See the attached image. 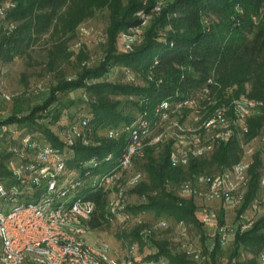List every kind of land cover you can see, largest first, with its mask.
<instances>
[{
    "label": "trees",
    "instance_id": "16d2710c",
    "mask_svg": "<svg viewBox=\"0 0 264 264\" xmlns=\"http://www.w3.org/2000/svg\"><path fill=\"white\" fill-rule=\"evenodd\" d=\"M7 4L14 6L6 8ZM159 4V0H0V11L3 10V15L0 13V62L4 64L26 55L53 30L70 34L73 39L83 22L100 11L109 13L105 56L98 66L82 68L76 78L59 80L44 102L34 105L28 113L25 114L24 107L28 100H22L7 119L0 120V125L18 130L17 135L0 138V183L8 189L18 187L20 203H36L45 195V190L33 185L29 177H26L28 183H22L13 172L20 162L36 160V151L23 144V139L29 136L32 142L50 146L62 156L65 174L59 186L81 181L78 192L67 196L73 200L93 201L96 211L86 225L89 230L102 228L115 215L107 211L109 191L100 186V180L121 171L122 156L132 141L127 129H136L140 120L153 124L154 110L161 103L185 101L207 85L217 90L223 101L226 96L245 94L262 102L258 106L260 112L247 121L249 132L242 135L238 129L228 142L218 144L211 154L192 158L188 165L172 164L174 142L171 140L161 143L158 153L157 146L147 147L140 158L145 179L132 190L144 199L141 204L125 209L132 215L153 213L176 225L183 221L189 235L192 226L201 231L205 245L207 235H204V223L198 213L202 215V200L197 195L182 194L180 187L191 182L199 188L198 178L215 176L242 161L243 140L263 137L264 14L257 23L254 17L261 14L264 0H171L162 3L157 10ZM141 13L152 16L147 25ZM212 15L223 21L208 23L206 19ZM134 29H138L134 33L138 32L139 36L128 49L123 35ZM121 41L123 51L119 50ZM57 52L68 61L71 59L66 44L60 45ZM116 67L140 76L142 85L103 80ZM79 90L87 93L88 102L65 100V95ZM78 104L85 106L74 114H67L70 123L61 125L65 112ZM180 120L185 121V117ZM111 131L120 132L121 136L111 138ZM10 147L18 149L19 153L8 152ZM262 149L250 169L249 188L240 212H245L263 193ZM2 204L0 199V211ZM224 219L223 209L219 224L225 223ZM142 227L135 236L144 244L146 240L140 237ZM214 235L210 263L220 264L223 244L219 233ZM154 243L157 249L147 257L148 262L199 264L191 260L181 246L178 252L172 250L169 239L154 240ZM208 246L211 245L203 249ZM232 248L226 264H259L258 257L264 252V214L255 219L247 231L238 228L233 233ZM247 250L253 256L244 259L243 252Z\"/></svg>",
    "mask_w": 264,
    "mask_h": 264
},
{
    "label": "built area",
    "instance_id": "2783aa9c",
    "mask_svg": "<svg viewBox=\"0 0 264 264\" xmlns=\"http://www.w3.org/2000/svg\"><path fill=\"white\" fill-rule=\"evenodd\" d=\"M159 2L157 10L163 0ZM13 6L7 4L6 8ZM0 13L3 15V10ZM149 16L151 15L143 14L144 25L147 24ZM135 30L138 29L123 35V41L128 49H131L129 40H132L131 33ZM216 94L217 91H213V88L207 85L198 94L185 101L181 100L175 104L165 101L154 110L153 124L149 125L148 121L140 120L136 129L133 131L127 129L132 141L127 145L122 156L121 171L102 178L100 186L109 191L110 185L125 178L130 173L134 161L144 155L146 142L158 147L168 140L173 141L174 146L170 156L172 164L188 165L192 158H202L214 152L221 142H228L238 129L242 135L249 132L247 121L253 115V108L262 102H255L248 96L241 98L226 96L223 101L217 99ZM212 107L213 110L210 109ZM189 114L193 115L194 123L186 122ZM182 116L185 117V121L180 120ZM163 127H165L164 131L156 135V130ZM74 132L77 133L78 129ZM17 134L18 130L13 126L0 125V138ZM120 136V132H109L111 138ZM262 140L264 142V137ZM23 144L36 151V160L33 163L20 162L13 169L14 175L22 183H26L28 181L26 177H29L33 185L45 190V195L36 203H20L17 200L19 188L12 186L8 189L0 183V199L3 201V209L0 211V264H139L133 257H129L123 263L112 261L106 248L95 249L85 240L86 234L90 231L86 223L95 213L96 205L90 200H73L67 196L68 193L78 192L81 181L74 180L68 185L59 186L61 177L65 174L62 156L50 146H40L32 142L29 136L23 139ZM253 149V146L243 140L242 161L230 169L221 170L215 176L198 178V184L202 188H197L191 182L183 184L182 194L197 195L206 202L219 200L229 208L243 204L251 179L250 169L255 162ZM8 152L18 154L19 150L10 147ZM126 179L127 185L134 189L141 183L142 174L129 176ZM123 194L124 190L121 188L120 201L111 203V213L122 215L125 222L135 219L139 226H142L143 220L140 217L136 219L134 215L125 212L126 207L121 202ZM201 212L203 223L217 220L218 215L215 210L207 204L202 206ZM237 220L236 226L228 222L219 225L218 233L222 244L228 243L238 228L245 232L255 221L254 217H245L242 214ZM176 226L179 228L182 249L190 259L199 264H212L210 261L213 245L206 247V250L202 246H194L188 236L187 224L179 221ZM158 227L160 229L168 227V222L163 219L150 224L148 228L145 227L142 233L146 234L144 236L146 242H149V235ZM235 260L236 258L231 262L234 263ZM257 261L259 264H264V252ZM152 264H165V260Z\"/></svg>",
    "mask_w": 264,
    "mask_h": 264
},
{
    "label": "rangeland",
    "instance_id": "374dc122",
    "mask_svg": "<svg viewBox=\"0 0 264 264\" xmlns=\"http://www.w3.org/2000/svg\"><path fill=\"white\" fill-rule=\"evenodd\" d=\"M169 1L171 0H163V3L165 2L167 4ZM263 14L264 7L261 9V14L254 17L256 23L259 22ZM140 16H143V14ZM151 19L152 16H149L147 23H149ZM206 20L208 23H218L223 21L221 17L214 15L210 18L208 17ZM108 25L109 13L107 11H100L94 18L86 20L77 28L73 39H70V34H63V32H56L53 30L51 33L44 35L23 57L17 58L9 64L0 62V120L7 119L11 115L13 107L17 103L21 102L20 104H22V100H28V102L24 104L26 110L25 114L28 113L34 105L44 102V100L50 95L51 87L56 85L59 80H62L63 78H76L82 68H93L98 66L105 56V39ZM138 36V32L137 34H132V40L130 39L129 41H135ZM63 44H66L67 53H71L72 55L69 61L63 54L59 55L57 52L58 47ZM119 50H124L123 41L119 43ZM103 80L135 85H142L143 83L140 76L128 72L121 67L114 68ZM247 86L250 88L251 84L248 83ZM217 87L220 88L221 85L218 84ZM217 94L219 93L217 92ZM217 94L216 98L218 99L219 97ZM242 96L247 95L242 94ZM242 96L237 97L241 98ZM64 98L65 100L83 99L86 102L89 101L87 93L83 90L67 94ZM81 106L85 105L78 104L77 107L66 111L61 125L67 126L71 121L67 114L78 112L81 109ZM259 112L258 106L254 107L252 116H256ZM186 122H195L192 114L188 115ZM164 128L165 127L162 129L160 128L158 131L156 130V135H159L161 131L163 132ZM262 135L264 137V134ZM244 141L253 146V159L256 160V157L263 150L262 148H264L263 140L258 137L257 139H245ZM146 143L145 151L147 147L151 146L148 142ZM161 147L162 145L157 147V153L160 152L162 149ZM141 157L142 156H139V158L135 160H139V163L134 161L130 173L125 178L119 182L117 181L114 185H110L107 201L108 213H111V203L114 201H120L119 193L121 188L124 190L123 199H121L124 207H132L142 203L144 198L132 192L133 189L127 185L128 180L126 179L129 176L135 177V175L140 173L142 174V180L145 179V174L140 168L142 162L140 161ZM196 187L198 186L196 185ZM199 187L202 188L200 185ZM176 191L179 192V188H177ZM261 191L263 193L260 196V199L254 201L253 204H250L245 212H240V205H242V203L229 208V206H225L224 203L219 200L207 202L203 200L200 202L202 206L207 204L211 209L215 210V213L218 215L217 222L214 220L210 223H204L203 231L205 233L204 235H207L205 245L203 244L200 235L201 231L192 226L190 235H188L190 236V242H192L194 246H202V248L207 245H213L215 241L214 234L218 233V227L220 225L218 221L219 215L223 209L225 216L224 220L230 225L234 224L236 226L237 219H240L241 214L245 217H254V219L260 218V216L264 214V190ZM198 213L199 217L202 219L203 216L199 211ZM134 216L136 219L137 217H140V219L143 220L141 233L145 227L148 228L150 224L156 221H161L165 218L162 217V219H159V217H155L153 213H141ZM165 220L168 222V227H164L163 229H160L159 227L156 228L155 231L149 235V237H151L149 238V244H146V242L141 244L137 240L135 234L140 227L137 220L134 219L131 222H125L122 215H115L111 218L110 222L102 228L88 231L85 240L95 249L106 248L110 259L117 263H123L129 257H133L138 263L143 262L144 264H150V262L147 261V257L157 249L154 240H171L172 250L175 252L180 251L179 248L182 247L179 228L169 219L165 218ZM145 235V233L140 234L142 240L145 238ZM232 247L233 236L230 237L228 243L223 244L220 264H225L226 261H228L233 252ZM243 256L244 259H247L248 257L253 256V254L247 250L243 252Z\"/></svg>",
    "mask_w": 264,
    "mask_h": 264
},
{
    "label": "crops",
    "instance_id": "0c3cea01",
    "mask_svg": "<svg viewBox=\"0 0 264 264\" xmlns=\"http://www.w3.org/2000/svg\"><path fill=\"white\" fill-rule=\"evenodd\" d=\"M0 248H1V244H0ZM153 262H150V264H152ZM144 264V263H143Z\"/></svg>",
    "mask_w": 264,
    "mask_h": 264
}]
</instances>
